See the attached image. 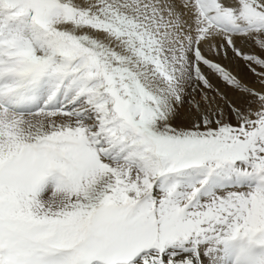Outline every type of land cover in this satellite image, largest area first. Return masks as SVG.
Masks as SVG:
<instances>
[{"label":"snow or ice","instance_id":"obj_1","mask_svg":"<svg viewBox=\"0 0 264 264\" xmlns=\"http://www.w3.org/2000/svg\"><path fill=\"white\" fill-rule=\"evenodd\" d=\"M0 264H264V0H0Z\"/></svg>","mask_w":264,"mask_h":264},{"label":"bare ground","instance_id":"obj_2","mask_svg":"<svg viewBox=\"0 0 264 264\" xmlns=\"http://www.w3.org/2000/svg\"><path fill=\"white\" fill-rule=\"evenodd\" d=\"M238 46L241 47H245V45L240 44V42L238 41ZM220 62L223 63L224 66H226L227 68H229V70H231L234 74H237L238 76L243 77L245 80H247L250 83H255V77L254 75L251 73V71L242 63L239 62L237 60H229V59H225L223 56L217 58ZM212 82L215 86L223 89V83L220 82L219 80L213 78Z\"/></svg>","mask_w":264,"mask_h":264}]
</instances>
